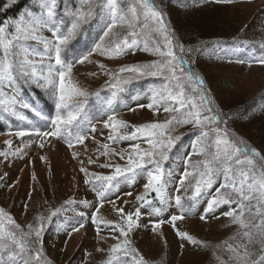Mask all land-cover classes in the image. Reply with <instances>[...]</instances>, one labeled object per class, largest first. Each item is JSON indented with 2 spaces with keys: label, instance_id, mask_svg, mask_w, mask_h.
<instances>
[{
  "label": "trees",
  "instance_id": "1",
  "mask_svg": "<svg viewBox=\"0 0 264 264\" xmlns=\"http://www.w3.org/2000/svg\"><path fill=\"white\" fill-rule=\"evenodd\" d=\"M256 1L258 0H228V2L224 3H215L211 2V0H207V2L206 0H115L117 5L116 22L110 31V35L104 37L103 41L100 40V37L108 30V24L113 23L111 9L107 6L108 0H56L55 15L52 18H48L46 8L41 7L45 3L50 4L52 0H17L15 5L0 11V26L6 20H17L21 13L32 11L35 19L45 20L46 26L50 29L54 24L58 25L64 35H67L68 29L73 24H76L73 35L62 48V59L65 63L70 64L71 62L82 60L85 56L93 55L105 60H120L127 55L128 57L143 55L147 56L148 63H152L160 60L161 57L154 55L151 51L145 52L141 49L145 47L152 49L157 46L163 49V38L156 31L155 22L150 17H145L146 9L142 5L146 2L154 10L163 13L162 18L172 33L173 50L178 56L182 67L190 70L195 76L200 77L204 81L201 86L198 82L193 83L183 80L182 84L186 95L200 103L198 93L202 88L205 95L211 98L212 106L216 109L220 118L221 138L227 139L229 144H234L241 149L239 153H235L232 148H227V151L233 152V159L228 162L234 169L233 174L238 175L239 171L243 170L249 172L250 175L255 174L259 177L261 172H264V154L258 147L264 146V91L247 97L237 91V87L233 82L225 80L214 86L203 74V70L212 67H224L234 62L251 66L261 56H264V49L260 47L261 44H264V9L256 16H253L248 24L244 25L237 17L230 16L232 8L250 5ZM6 2L7 0H0V6ZM132 8H136L135 15L132 12ZM89 10H91L92 15L86 21L78 17V11L87 13ZM13 29L15 27L11 26L4 36L9 37L11 32L16 36V33H13ZM124 39H129V41L135 39L137 44L131 51H126L119 56L114 53L101 55L95 51L97 43H100L104 49H111L115 47L116 42ZM179 45H183L184 52L179 51ZM189 49H192V51H188ZM22 61L19 56L18 58L15 56L13 50L9 52L7 58L5 55H1V66L6 65V73H12L14 79L7 80L6 85L3 84L4 82L0 83V91L5 93V96L0 97V99H4L7 103L9 97L18 95L31 108L22 109L18 104L15 106L8 105L10 109L18 111L25 116L24 120H20L18 117L11 115L10 111H5L4 105H0V136L17 131L26 132L30 125L41 126L43 119L52 118L51 112L56 108L51 91L52 87L40 88L22 79L21 75L24 72ZM16 69L20 72H15ZM38 71L39 68L36 72ZM26 72L30 73V69H27ZM124 81L127 82L125 83ZM113 84L116 87H113ZM123 84L127 85V87L119 89ZM165 84H169L170 90L173 92L180 90L175 81H167L163 76L140 77L139 79L134 78L132 81L121 78L120 82L114 79V81L100 86L92 96L86 99V104L83 108L84 114H82L84 115L83 118L78 119L72 125V129L77 130L75 139L78 137L81 139L83 135L87 134L85 123L95 122L109 115H118L140 107V105H147L151 102L152 90L159 91ZM216 90L223 94L224 98L222 101L217 96L222 94H218ZM113 93H115V96H113ZM132 97H136V99L133 100ZM109 101H111V104H109ZM173 104L174 102L172 101L168 102L170 107ZM32 108L40 115H36ZM157 113L165 118L164 122L172 115L164 112L163 107L160 105H157ZM248 127H254L251 133L246 132ZM171 134L180 135L182 139L174 144L168 153L169 159L164 161L162 165L161 184L164 186L165 203L161 204L155 192L148 193L146 202L137 200L132 213V219L137 225L145 224L147 227H153L156 224L159 227L162 226L160 221L163 218L168 220L173 214L182 216L181 221L194 219L203 214V208L207 206L208 200L216 196L214 192L224 182L223 165L215 160L214 157L219 153L220 161H223L225 145H220L217 148L214 143L216 139L214 135L210 134L208 138H204L198 146L197 154H193L191 145L198 137L199 133L197 130L189 125L180 127ZM167 135L168 133L166 132V137ZM240 140L243 141L242 145L236 143ZM113 143L112 147L118 149L115 150L117 152L116 155L120 153L119 151H123L125 147L141 144L140 149L143 150L141 147H144V144H148L147 138L144 136L139 137L137 140H117ZM200 147H203V152L199 151ZM252 150L258 152L259 155L253 156ZM237 158L242 161L251 159L253 163L251 165L244 163L237 166L235 165V159ZM205 165L212 169H220L213 177L216 183L210 189L202 188L199 196L193 200L197 180L200 178V174L206 171ZM152 168L153 165L145 164V170H136L135 177L131 180V183H129L126 176H131L132 174L123 173L109 185L106 181H101L99 183L93 182L90 187L95 194H97V191H105V198L100 199L97 197L100 199L99 201L115 200L136 190L139 181L147 177V170ZM186 172L190 173V175L183 176ZM185 177L186 188L183 193H180L178 181ZM220 190V195H224L226 192L232 193L231 188ZM232 194L236 195L237 199L239 198L238 194ZM177 195H181V203L185 209H192L190 213L183 211L175 204ZM81 207L84 208L78 207L68 212L65 211L64 215L63 213H56L53 218L48 216L47 221H43L41 224L34 221L35 224L32 223L31 229L9 223L7 218L10 216L2 210L6 216L2 219L4 231L0 233V246H7L9 249L19 252V249L15 247L8 235L11 234L16 241L25 245V251L21 256L28 259L29 264H60L52 259L47 252V244H51L56 235L72 230L73 226L78 228L81 224L87 223L84 218L81 219V214L86 216L87 202H84ZM224 207H231L232 210H235L239 205L236 203L221 205L216 209L215 213L220 212ZM155 208H162L163 211L157 214L154 211ZM136 212L140 213L139 217L135 215ZM208 215L212 217L210 215L213 214L210 213ZM241 217L246 222L255 223V218L253 219L249 216L248 210H244ZM168 224L171 225V223ZM41 227H43L42 243H36L35 230ZM256 238L255 233L249 243L239 247L233 256L229 251V245L232 247L234 244L241 243V240L235 242L237 241L236 239L231 241L230 238H225L211 244H201L205 249V254L208 253L209 259L210 252L219 257L225 264H239L240 252L245 249V246L257 249V244H254ZM243 254L245 255V252ZM6 255L7 253H5ZM261 255H264V251L249 261L259 260ZM21 256L17 257L18 264H23ZM79 256L80 254L76 252L66 264H74ZM107 258L102 261V264ZM138 258L143 259L144 264H155L147 261L142 255L138 254ZM131 260V255L123 257L115 255L113 264H121L124 261H128V264H131ZM156 262L158 264H166V258L163 257ZM79 263L80 259L77 264Z\"/></svg>",
  "mask_w": 264,
  "mask_h": 264
},
{
  "label": "rangeland",
  "instance_id": "2",
  "mask_svg": "<svg viewBox=\"0 0 264 264\" xmlns=\"http://www.w3.org/2000/svg\"><path fill=\"white\" fill-rule=\"evenodd\" d=\"M263 9L264 0H258L250 5L232 8L230 16L237 17L244 25L248 24L253 16L262 12ZM42 22L44 27H34L31 20L26 17L20 33H16L13 29L16 36L11 32L9 37H5L7 41H11L9 52L13 50L15 56L17 58L19 56L23 60L24 72L27 69H30V73L33 70L36 72L39 68V71L36 72L38 77L48 75V64L55 63L54 59L49 61L47 58V50L51 49V43L46 44V41L53 40L52 33L46 26L45 20ZM18 47L20 48L18 49ZM3 53V47L0 46V60L1 55L4 56ZM148 62L147 56L143 55L129 57L127 55L120 60H105L93 55L88 56V59L83 63L71 62L72 72L70 75H66L65 85L66 87L71 85L86 95L79 96L70 93L65 108L52 110V119L59 115L61 120L66 121L59 125L60 135L58 137H38L36 135L40 132L53 130L52 119H49L43 122V128L32 127V132H27L23 138L14 133L0 137V153H8L7 156L0 155V210L10 216L15 226H25L27 229H31L34 221L38 224L46 222L48 216L53 218V213L56 214L60 211L64 213V210H68V206L71 204L73 205L69 210L78 207L83 209L84 207L81 206L84 202L95 201V194L88 188V185L102 181L97 177H117L116 166L121 168L127 166L128 156L134 147L132 145L119 151L123 153L122 159L120 153L116 155L115 150L118 149L112 147L115 141L108 139L109 134L112 133L113 136L130 135L137 127L144 124L164 122L165 118L158 115L155 107L152 109L141 107L113 116L114 123L122 121L126 127L117 125L113 132L111 125L108 128L104 127L108 117L103 118L88 125V134L83 136L80 142L71 143L73 139L70 134L76 131L71 129L72 124L84 112L83 107L86 99L92 96L100 86L114 81L113 77L116 74L129 81L135 78L136 74L134 73H119L121 67ZM100 65H103V68ZM219 68L212 67L203 70L204 76L214 86L228 80L236 85V89L241 95L245 94L247 97L264 91V65L253 64L249 67L241 63H232ZM15 72L20 71L16 69ZM53 75L55 87L58 89V74L53 72ZM0 76L5 77L0 80V83L4 82V85L9 80L8 76L14 79L12 73H6V65L2 67L1 64ZM21 77L25 81L24 76L21 75ZM50 87L52 86L50 85ZM123 87H127V85L123 84L119 89ZM216 92L222 94L219 90ZM217 96L221 101L224 98L223 94ZM93 128L96 129L95 132L92 131ZM253 128L248 127L246 132L251 133ZM105 144L108 145L109 155H104ZM140 146L141 144H139ZM148 146V144H144V147L141 148L146 149ZM258 147L264 154V146ZM82 169L86 170L88 175H85ZM147 179L148 177H145L141 180L138 184L140 186L135 191L113 202L96 206L89 204L90 207H86V216H83L87 224L78 227L77 231H70L60 237H55L51 244H47V252L52 259L57 263L66 264L78 252L80 256L77 257L74 264H77L79 259V264H102V261L109 256L110 249L124 239L119 232V228L124 227L128 232V239L132 247L139 255L144 256L147 261L152 263L158 264L156 261L165 257L166 264H219L222 260L208 251L209 259V255L205 254L201 243L211 244L225 238H230L231 241L236 239L235 242L241 240V243L232 246L235 250L231 252L233 256L239 247L249 243L250 238L243 235L245 231L250 230L252 235L257 233L256 228H244L239 221L234 222L233 217L224 215L232 210L231 207H224L220 213L218 212V216L212 218L202 220L199 216L195 220H186L180 224L176 221L175 227L172 224L163 223L164 225L156 227L154 230V227L146 228L145 224H134L129 230L126 218L130 214L132 215L136 205H134L135 200L144 191ZM182 182L179 184L180 193L185 191L186 178L183 186ZM214 193L217 195V190ZM252 204L255 205L256 201L253 200ZM94 206L95 212L92 211ZM233 211L245 224H251V222L242 219L239 207ZM252 211L255 212V208ZM93 214L97 217L99 227L92 222ZM259 222L260 218L255 217L254 224L258 225ZM177 232H183L192 240L200 242L193 244L188 239L178 236ZM254 244H257V249L247 247L249 255L246 259L248 261L262 252L257 238ZM245 251L246 248L240 252L241 257ZM115 255L124 256L121 253Z\"/></svg>",
  "mask_w": 264,
  "mask_h": 264
},
{
  "label": "snow or ice",
  "instance_id": "3",
  "mask_svg": "<svg viewBox=\"0 0 264 264\" xmlns=\"http://www.w3.org/2000/svg\"><path fill=\"white\" fill-rule=\"evenodd\" d=\"M17 0H7L6 3H4L2 6H0V11L6 10L8 7L15 5ZM207 2V0H206ZM211 2L215 3H224L228 2V0H211ZM56 6V0H52L50 4L45 3L41 5V7L46 8L47 10V17L52 18L55 15L54 9ZM111 9L112 14V20L113 23L108 24V30H106L103 35L100 37V40L103 41L104 37L110 35L111 29L114 27L116 22V16H117V5L115 0H108V5ZM143 8L146 9L145 17L151 18L155 24H156V31L159 32L163 38V49H161L159 46L149 49L147 47L141 49L142 51L149 52L151 51L154 55H158L161 57L160 60L154 61L152 63H146V64H136V65H127L123 66L119 69V73H134L136 74L135 78L139 79L143 76H163L165 80L167 81H175L177 87L180 89L177 92H173L170 90L169 84H165L164 87L157 91L152 90V95L150 97V103L147 105H140V107H147L149 109H152L156 107L157 105H160L163 107V111L169 114H172L169 119H167L164 123H148L144 124L141 127H137L130 135H120V136H113L112 133L109 134L108 139L109 140H137L139 137L144 136L147 138V143L149 145L148 148L141 150L139 145H134L132 153L128 156L127 166L124 168H121L120 166H116L115 172L117 175H121L123 173H131V176H126L129 183H131V180L135 177L136 170H145L144 166L145 164L153 165V168L150 170H147V183L144 185V193L142 195L137 196L138 201H144L146 202V197L149 192H155L157 198L160 200L161 204L163 205L165 203V198L163 194V184H161V177L163 175L162 172V165L164 161H167L169 159V151L173 148L174 144L181 140L182 137L180 135H172L171 133H174L178 128L183 126H189L191 125L193 129L198 131V137L196 140L192 142L191 149L193 154H197L198 146L201 144V141L204 138H208L210 134L214 135L216 139L214 140L215 145L217 148H219L220 145H225V152L223 161H220L219 153L214 157L215 160L219 161L223 167H222V174L224 176V182L220 184L219 189H217V195L209 199L207 202V206L203 208V214H201V219L204 220L207 218L208 214L212 213L214 214L216 209L225 204L230 203H236L239 205L240 213L243 215V210L245 208L248 209L249 216L253 219L255 217L260 218L259 224H245L242 220H240L239 216L235 215V212L233 210H230L224 215L233 217L234 222L239 221L241 223V226L244 228H256L257 233L256 237L259 240V243L261 245V251H264V172H261L259 177H257L255 174L250 175L249 172H245L243 170H240L238 175H234V169L229 165V161H232L233 159V152L239 153L240 148L236 147L234 144H229V141L227 139L221 138V129L219 127L220 124V118L216 112V109L212 106V100L210 97L206 96L203 92L202 88L200 92L198 93V98L200 103H197L193 98L186 95L185 90L183 88L182 81L187 80L189 82H198L199 85H203L204 81L200 79V77L195 76L193 72H191L188 69H185L182 67L181 63L179 62V58L176 55V53L173 50V38L172 33L169 30L166 22L163 20V13L160 11L154 10L151 6H149L146 2L143 3ZM132 12L135 15L136 14V8H132ZM77 15L79 18L83 20H87L89 16L92 15L91 10H89L87 13L83 12H77ZM28 18L31 20L34 27H44V23L39 20L35 19L33 17V12L29 11L27 13H21L19 18L17 20H6L2 23V26H0V46L3 47L4 55L7 58L9 55V48L11 41H7L4 34L8 32L9 28L11 26L15 27L16 33H20L22 31V25L25 21V18ZM76 29V24H73L72 27L68 29V34L64 35L61 33V29L58 25H53V27L50 29L52 33V37L54 38L53 41H46L47 43H51V49L48 51V60L51 61L54 59L55 63L48 64V75H45L43 77H38L37 73L33 70L31 73L23 72L22 75L24 76L26 82L35 84L37 87L40 88H48L50 85L52 86V95L54 97V103L57 110H62L67 106V100L70 98L71 94H76L79 96L86 95L84 92L79 91L75 87H72L71 85L67 86L65 85V77L66 75H70L72 72V65L65 63V61L62 59V48L64 45H66L73 35L74 31ZM18 38V37H16ZM137 44V41L135 39H124L120 40L115 43V47L111 49H104L100 43L96 44L95 51L99 52L101 55H105L108 53H114L115 55L119 56L122 53H125L126 51H131ZM260 47L264 49V44H261ZM179 51L184 52L185 49L183 45H179ZM188 51H192V49H189ZM54 52V55H53ZM88 59L87 56L83 57V60L79 61L80 63H83ZM243 62V61H240ZM256 63H259L260 65H264V56H261L258 60L255 61ZM59 66V67H56ZM23 67V65H22ZM101 68H103V65H100ZM53 72L58 74L59 77V87L56 89L55 87V77L53 75ZM178 72L180 73L178 75ZM5 77L0 76V80H3ZM9 80L11 79L10 76L7 77ZM117 82H120L121 78L118 74L114 75L113 77ZM43 81V82H42ZM125 83L127 81H124ZM113 87H116L115 84H113ZM5 96V93L3 91H0V97ZM113 96H115V93H113ZM133 100L136 99V97H132ZM172 101L174 102L173 106H169L168 102ZM163 102V103H161ZM19 105L22 109H29L31 106L23 99L19 98L17 96L9 97L7 100V103L4 99H0V105H4L5 111H10L11 115L18 117L20 120H24L25 116L20 114L18 111H14L8 107V105ZM109 104H111V101H109ZM178 105V106H177ZM32 110L35 112L36 115H40V113L36 112L35 109L32 108ZM71 119V117H70ZM66 123V121L61 120L60 116L57 115L55 119L51 120V124L53 126L52 131L48 132H40L36 135L38 137H48V136H55L58 137L60 135V127L59 125ZM111 125L112 131L115 132L117 125L124 126L122 121L115 122L114 123V117L109 115L108 120L105 122L104 127L108 128ZM93 132L96 131L95 128L92 129ZM166 132L168 133L166 137ZM16 136L23 138L26 133L24 131H17L15 133ZM82 140V138H81ZM238 144H243V141H237ZM227 148H232L233 152L227 151ZM104 155H109L108 152V145H104ZM200 152H203V147H200ZM253 156L259 155L258 152L255 150H252ZM0 155L7 156L8 153H0ZM121 158L123 159V153H120ZM244 163H247L251 165L253 161L251 159H246L245 161H242L240 159H235V165H243ZM107 166V165H105ZM206 171L200 174V178L197 180L195 193L193 195V200H195L199 194L201 193L202 188L210 189L214 183H216V180L213 178L215 173L220 171V169H212L208 165H205ZM82 171L85 172V175H88L87 171L82 169ZM190 173H184V176H188ZM97 179L106 181L108 184H110L114 179L115 176H108V177H97ZM250 181V182H249ZM86 183L88 181L86 180ZM232 189V193L238 194V199L236 198V195H233L232 193H225L224 195H220V189ZM130 194V193H129ZM105 191H97V196L100 199L105 198ZM255 200L256 204L253 205L252 201ZM245 201H247V204H245ZM175 204L179 206L183 211L185 212H191V208H184L183 204L181 203V197L177 195L175 197ZM194 206V205H193ZM253 208H255V212H253ZM122 211V210H120ZM154 211L157 214H160L163 209L162 208H155ZM55 215V213H53ZM135 215L139 217L140 213L136 212ZM6 214L3 213L2 210H0V233H3L4 229L2 226V219L5 218ZM9 223H13L10 217L7 218ZM81 219H83V214H81ZM182 219V216L173 214L170 216V218L165 221L161 220L160 223L168 222L175 227V222L177 220ZM92 222L94 225L99 227L97 224V217L95 214L92 215ZM127 228L129 230L132 229L133 225L135 224V221L132 219V215L130 214L126 218ZM158 225L154 224V230ZM80 227H83V224L80 225ZM78 229L73 226L72 231H77ZM120 235L124 237V239L120 242L115 244L110 249V254L107 258V260L104 262V264H113V260L115 259L116 253H121L124 256L131 255L132 260L131 264H144V260L141 258H138V253L136 250L132 247L130 240L128 239V232L125 231L124 227L119 228ZM178 236L184 239H188L193 244H198L199 242L196 240H192L191 237H188L183 232H177ZM10 238L13 241V244L16 248L19 249V252H15L11 249H9L7 246H0V264H18L17 257L21 256L22 253L25 251V245L21 244L20 242L15 240V237L11 234H8ZM31 235V233H29ZM42 235H43V227L35 230V242L36 243H42ZM244 237L250 238L252 237V232L245 231L243 233ZM245 256L240 257L239 264H264V255L260 256L259 260H251L248 261L246 257L249 255L247 251V246H245ZM229 251H235L231 245H229ZM5 253L7 255L5 256ZM21 259H23V264H29L28 259L23 258L21 256ZM121 264H128V261L121 262ZM219 264H225L224 261H220Z\"/></svg>",
  "mask_w": 264,
  "mask_h": 264
}]
</instances>
